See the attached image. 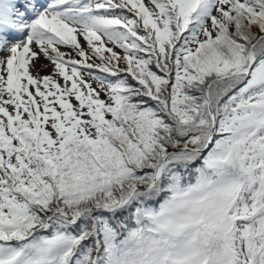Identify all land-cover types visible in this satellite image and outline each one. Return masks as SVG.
I'll return each mask as SVG.
<instances>
[{
	"label": "snow or ice",
	"instance_id": "snow-or-ice-1",
	"mask_svg": "<svg viewBox=\"0 0 264 264\" xmlns=\"http://www.w3.org/2000/svg\"><path fill=\"white\" fill-rule=\"evenodd\" d=\"M0 264H264V0H0Z\"/></svg>",
	"mask_w": 264,
	"mask_h": 264
}]
</instances>
